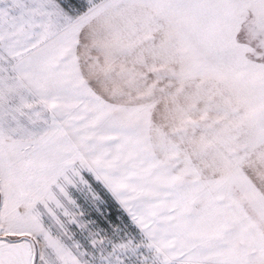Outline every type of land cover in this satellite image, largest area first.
Wrapping results in <instances>:
<instances>
[{"label": "snow or ice", "instance_id": "snow-or-ice-1", "mask_svg": "<svg viewBox=\"0 0 264 264\" xmlns=\"http://www.w3.org/2000/svg\"><path fill=\"white\" fill-rule=\"evenodd\" d=\"M0 264H264V0H0Z\"/></svg>", "mask_w": 264, "mask_h": 264}]
</instances>
